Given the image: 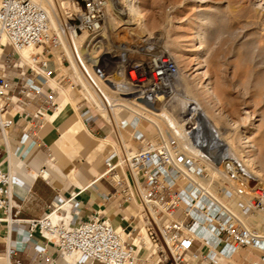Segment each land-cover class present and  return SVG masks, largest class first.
<instances>
[{
    "label": "built area",
    "instance_id": "1",
    "mask_svg": "<svg viewBox=\"0 0 264 264\" xmlns=\"http://www.w3.org/2000/svg\"><path fill=\"white\" fill-rule=\"evenodd\" d=\"M106 20L107 0H71L64 14L56 13L55 23L44 6L34 0H0V137L7 148L15 116L24 126L20 146L14 152L23 158L36 144L38 129L58 107V90L50 85L58 65L73 71L67 52L70 51L95 98L86 95L83 84L75 77L65 75L68 85L83 95L114 132L127 128L130 138L139 143L135 151H129L117 138L122 157L114 151L109 153L104 159L105 171L97 178L105 179L113 190L98 192V198L107 201L120 195L122 203H134L141 224L128 231L118 230L100 209L81 220L75 193L67 198L54 197L39 218H18L13 200L15 180L9 169L0 167V209L10 216L14 226H22L26 232L24 239L7 247L9 264L18 251L28 250L34 231L45 243L53 245L64 264H235L233 256L245 247L259 251L260 262L264 263V227L251 225L245 218L255 212L264 214V183L253 190L240 211H235L220 196L228 192L223 183L238 178L236 168L223 174L216 163L220 161L217 155L211 158L190 152L170 128L162 129L152 123L155 133L145 137L139 130L142 121H149L145 107L157 102L162 91L169 89L178 65L173 57L157 51L140 59H130L122 49L115 50L114 59L111 55H96L105 41ZM80 44L91 52L96 50L91 66L99 75L110 84L120 82L114 96L107 95L84 67L78 54ZM30 46L39 50L32 55L31 63L20 64V50ZM126 102L134 106L129 107ZM117 106L127 114L119 122L112 115ZM7 112H12L11 117L5 115ZM185 128L196 143V114H189ZM47 159L54 162L50 151ZM47 170L46 166L39 170L45 180L49 179ZM201 180H220L222 185L211 192L210 183L204 185ZM13 208L16 211L11 216ZM142 227L153 250L140 239ZM139 247L144 249L142 255ZM34 249L39 263L44 247L34 245ZM188 254L192 255L191 260Z\"/></svg>",
    "mask_w": 264,
    "mask_h": 264
},
{
    "label": "rangeland",
    "instance_id": "2",
    "mask_svg": "<svg viewBox=\"0 0 264 264\" xmlns=\"http://www.w3.org/2000/svg\"><path fill=\"white\" fill-rule=\"evenodd\" d=\"M70 1L51 0L58 15L66 12ZM133 1L141 11L144 25L130 14H118L113 6L109 7L103 31L105 41L97 48L96 55H111L114 59L115 50L122 49L130 59L145 58L156 51L173 57L178 71L171 88L167 89L166 99L172 95L173 98L165 109L161 108L166 99H159L148 107L163 110L165 115H188L191 111L182 107L185 102L186 106L197 104L205 111L215 124L218 145L231 147L244 169L237 179L223 183L228 192L220 196L233 210L240 211L253 190L264 183V0ZM202 34L203 37H198ZM57 57L58 54L54 59L58 63ZM58 66L59 75L73 77L71 70ZM206 82L214 87L216 100L204 92ZM64 86L68 93L72 92L67 81ZM112 115L116 122L127 116L122 109H115ZM139 130L145 137H153L155 133L148 120L141 122ZM130 136L127 128L114 132L104 144L108 153L114 151L122 157L119 139L125 148L135 151L139 143ZM246 138L250 142H244ZM201 183L210 182L201 180ZM220 185L222 181H213L210 191L215 192ZM245 218L251 225L264 227L262 213L255 212ZM146 242L150 243L149 239ZM243 249L258 260L260 252L250 247Z\"/></svg>",
    "mask_w": 264,
    "mask_h": 264
},
{
    "label": "crops",
    "instance_id": "3",
    "mask_svg": "<svg viewBox=\"0 0 264 264\" xmlns=\"http://www.w3.org/2000/svg\"><path fill=\"white\" fill-rule=\"evenodd\" d=\"M58 69L50 81V85L58 90V107L49 113L43 126L38 129L36 144L26 156L21 158L14 152L20 146L19 138L24 126L17 117H12L13 125L8 133L7 148L0 137V167L9 169L15 180L13 191L16 195L13 200L18 209L16 216L22 219L39 218L54 197L67 198L75 193L79 219L87 220L95 210L100 209L118 230L128 231L133 226H140L139 210L134 203H122L120 195H115L107 201L98 198V192L113 190L107 181L97 178L105 171L104 159L109 154V149L104 144L114 131L112 126L84 101L83 95L76 88H71L70 92H72L68 93L67 87L64 86L65 76L59 75ZM14 71L13 69L11 72ZM61 89L68 94L67 100L61 96ZM32 109H34L33 105ZM11 113L7 112L5 115L11 117ZM48 151L54 157L53 163L47 159ZM43 166L48 169L46 171L49 173L48 180L39 175V170ZM15 211L16 209L13 208L10 215L13 216ZM142 229L145 230L144 227L141 231ZM20 238L24 239L23 227L14 226L10 216L5 215L0 209V264H9L6 249ZM34 245L44 247L39 263L36 260ZM250 250L255 249L250 248ZM138 253L142 255L144 249L139 247ZM187 258L192 259L190 254ZM257 259L254 260L249 251L242 248L235 253L232 260L235 264H255V262L264 264L260 262L259 256ZM17 261L22 264H64L65 262L56 253L53 245L45 243V239L38 231L30 235L27 251H18L10 258L11 264ZM96 263L102 264L98 261L92 264Z\"/></svg>",
    "mask_w": 264,
    "mask_h": 264
},
{
    "label": "bare ground",
    "instance_id": "4",
    "mask_svg": "<svg viewBox=\"0 0 264 264\" xmlns=\"http://www.w3.org/2000/svg\"><path fill=\"white\" fill-rule=\"evenodd\" d=\"M34 1H36L39 4H41L42 6H44V8L48 11V13L51 17V20L53 21V23H55L57 11L55 12V8H54L51 0H34ZM111 6L114 7V10L118 14H125V13H127V15L130 14L133 17V19H136L138 21L139 24L144 25V19L141 15V11L138 7L135 6L133 0H107V9L109 7L111 8ZM203 35L204 34H202L198 37H203ZM79 41L81 42V40H79ZM189 50L195 51V48H190ZM37 51H38V48L34 47V46H30V47H26V48L21 49L19 52L20 53V64H22L23 62H25V63L31 62L32 55ZM95 51L96 50L93 49L91 52V49L89 47L86 48L84 46V44H82L80 46V49L78 48L79 57H80L83 65H84V67L88 71V73L94 77L95 81L100 85V87L105 91V93L112 97V96H114L115 91L119 89L120 82L114 81L113 84L108 83L91 66V61H92L91 58L93 59V56L95 55L94 54ZM67 52H68L69 58L72 62V70H73L72 75H73V77H75L77 81H79L83 84V86L85 88L86 95L89 98H91V97L95 98L93 95V92L91 90V87L88 85V83L85 81V79L83 77V71H82L81 67L78 65V63H76L74 61L70 51H67ZM102 56H104V55H102ZM57 60H59L58 57H57ZM173 80H174V78H173ZM173 80L170 83L169 88H171ZM204 87H205L204 92H206L211 99L216 100V94H215L216 92L213 91L214 87H212L209 82H206L204 84ZM70 88H73V87L70 86ZM60 91H61V96L64 97L65 100H67L68 99L67 93H65V91L62 89ZM170 91H172V90H170ZM167 93H168V91H166V92L162 91V93L158 96L157 102L159 101V99L164 101L167 97ZM171 98H173V95L169 99H171ZM169 99L165 100V103L162 104L161 109H165V106L167 105ZM125 104L129 107L134 106V104H132L131 102H126ZM176 107H179V106H176ZM182 107H187L188 112L190 110L192 113L196 114L197 124H198V128H199V131L197 132V136H196V143L194 141H192V138L187 133L186 128H185L186 120L188 119L189 114L191 112L188 115L185 113L187 116L184 118L185 114H183V113H181V115H179V116L174 115V114H169V115L166 114L165 115L163 110L160 112L154 111L152 108H151L152 109L151 110V109H149L148 106H146L145 108L147 109V111H145V116L149 118V121L151 123H155V124L159 125L160 128H162V124L165 125L167 128H170L173 131V133L176 135V137L178 138L181 145L184 148L188 149L190 152L203 154L206 157H211V158L212 157L214 158V155H217L220 158V161H218L216 163L219 164L218 168L223 174H228V173L232 172L233 169L236 168L238 170V176H240L239 173H241V174L243 173V170H244L243 167L241 168V164H239L238 161H236V158H235L236 155L235 156L233 155L234 153H233L231 147L226 146V145L225 146H223V145L219 146L218 145L220 141H219V139H217V132L215 131V128H214L215 124H213V122L208 118V115L205 113V111H203L197 104H188L186 106V104L184 102ZM115 109H120V106L115 107ZM181 112H183V111H181ZM244 142H250V139L246 138V140ZM251 146H253V144ZM209 151H210V153H207ZM45 175H47V174H45ZM51 217L54 219L56 217L55 213H53L51 215ZM145 232H146V230L142 229V231H141L142 236L140 237V239L144 243L143 245H145L146 247H149L151 250H153L151 242L150 243L146 242V240L148 241V235ZM24 233H26V232L24 231ZM190 256L192 258V255H190Z\"/></svg>",
    "mask_w": 264,
    "mask_h": 264
}]
</instances>
